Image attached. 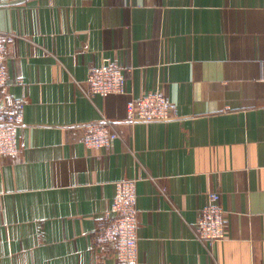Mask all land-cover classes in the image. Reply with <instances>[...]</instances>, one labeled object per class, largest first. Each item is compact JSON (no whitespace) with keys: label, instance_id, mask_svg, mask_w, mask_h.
<instances>
[{"label":"crops","instance_id":"crops-1","mask_svg":"<svg viewBox=\"0 0 264 264\" xmlns=\"http://www.w3.org/2000/svg\"><path fill=\"white\" fill-rule=\"evenodd\" d=\"M7 90L24 100L20 152L0 159V264H115L93 241L136 179L135 264H264V0H0ZM124 68L126 91L87 94L92 67ZM160 89L178 115L131 124ZM109 119L107 150L80 125ZM210 190L227 229L196 237Z\"/></svg>","mask_w":264,"mask_h":264},{"label":"built area","instance_id":"built-area-1","mask_svg":"<svg viewBox=\"0 0 264 264\" xmlns=\"http://www.w3.org/2000/svg\"><path fill=\"white\" fill-rule=\"evenodd\" d=\"M12 34L0 30V88L7 90L8 58L7 42ZM88 96L122 94L126 91L124 68L114 61L103 67H92L86 80ZM0 102V159L12 158L20 152L18 129L24 123L22 107L24 100L6 96ZM127 121L131 124L165 123L178 115L177 105L160 89L132 98L127 104ZM81 142L87 149L107 150L120 136L109 119L85 122L80 125ZM115 195L104 219L99 222L93 241L99 246L112 245L115 264H135L139 249V208L136 179L116 181ZM196 237L203 242H219L227 229L226 210L220 205V194L210 190L208 201L195 222Z\"/></svg>","mask_w":264,"mask_h":264}]
</instances>
